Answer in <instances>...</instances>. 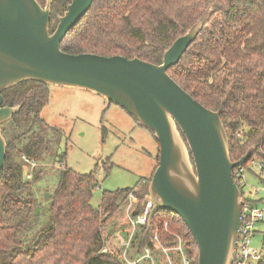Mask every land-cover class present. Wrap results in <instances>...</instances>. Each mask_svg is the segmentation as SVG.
<instances>
[{"label":"trees","instance_id":"trees-1","mask_svg":"<svg viewBox=\"0 0 264 264\" xmlns=\"http://www.w3.org/2000/svg\"><path fill=\"white\" fill-rule=\"evenodd\" d=\"M71 1L53 0L51 33ZM210 6L209 21L168 72L193 98L220 112L233 161L252 147L254 157L264 161V0H94L63 41L62 50L121 55L159 65L165 51ZM49 87L27 80L3 92L4 105H21V109L1 126L7 153L0 172V264H150L142 258L146 248L157 264L160 254L154 252L155 243L149 247L153 234L171 249L180 237L190 264H198V247L189 228L180 216L165 210L154 215L151 228H136L126 252L122 238L127 237V225L117 230L109 250L102 252L108 239L105 226L123 204L128 205L130 194L136 201L132 216L143 212L152 177L140 180L135 188L103 191L100 205L93 207L95 174H80L65 166L66 154L59 152L63 133L41 117L49 103ZM22 156L39 164L31 180L25 176ZM50 160L55 164L59 160L61 168L51 195L50 222L41 226L32 183L41 177L42 164ZM168 254L181 264L179 250Z\"/></svg>","mask_w":264,"mask_h":264},{"label":"water","instance_id":"water-1","mask_svg":"<svg viewBox=\"0 0 264 264\" xmlns=\"http://www.w3.org/2000/svg\"><path fill=\"white\" fill-rule=\"evenodd\" d=\"M93 2L72 0L51 33L53 0L44 6L37 0H0V172L7 153L1 126L21 109L4 105L5 90L35 80L90 91L123 108L157 138L158 166L143 201V206L152 204L148 227L158 211L176 213L195 240L198 264H233L242 222V194L233 169L244 165L255 147L233 161L220 112L193 98L168 72L209 21L212 6L156 65L121 55L63 51V41Z\"/></svg>","mask_w":264,"mask_h":264},{"label":"rangeland","instance_id":"rangeland-1","mask_svg":"<svg viewBox=\"0 0 264 264\" xmlns=\"http://www.w3.org/2000/svg\"><path fill=\"white\" fill-rule=\"evenodd\" d=\"M49 88V103L42 109L41 117L63 133L59 152L66 154L65 166L80 174H95L98 185L91 199L93 207L100 205L103 191L135 188L140 180L152 177L159 158V144L153 132L139 125L120 106L114 103L108 105L100 95L76 88L54 85ZM178 132L186 142L179 128ZM60 165L59 160L56 164L53 160L42 164L41 177L32 183L40 204L38 218L41 226L50 222L51 195L59 181ZM23 170L25 173L28 168L24 165ZM250 184L261 186L254 180H250ZM135 203L130 194L128 205L123 204L105 226L108 250L116 232L124 230L126 225L125 229L129 228ZM112 230H116L115 233L111 234ZM150 242L155 243L154 252L160 254L157 264H176L177 258L173 254H165L156 234ZM254 245L258 246L257 239ZM178 250L171 249V252Z\"/></svg>","mask_w":264,"mask_h":264},{"label":"built area","instance_id":"built-area-1","mask_svg":"<svg viewBox=\"0 0 264 264\" xmlns=\"http://www.w3.org/2000/svg\"><path fill=\"white\" fill-rule=\"evenodd\" d=\"M22 162L28 168L25 176L31 180L37 163L26 156H22ZM233 178L242 194V222L233 264H264V230H261L264 226V161L253 155L244 165H239L233 169ZM250 180L259 182L261 186L250 184ZM151 209L152 204L146 203L141 214L136 217L131 216L129 219V228L126 229L127 237L122 238L125 252L130 246L136 228L148 224ZM256 239L258 246L254 245ZM175 248H178L182 254L181 264H190V260L182 250L181 238H179L178 246ZM162 249L168 256L171 249L163 246ZM107 251V247L102 250L104 253ZM142 258L149 259L150 264H156L149 248H146ZM128 263L135 264L137 262L128 261Z\"/></svg>","mask_w":264,"mask_h":264}]
</instances>
